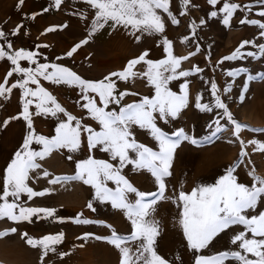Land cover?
I'll return each mask as SVG.
<instances>
[{
  "label": "rangeland",
  "instance_id": "1",
  "mask_svg": "<svg viewBox=\"0 0 264 264\" xmlns=\"http://www.w3.org/2000/svg\"><path fill=\"white\" fill-rule=\"evenodd\" d=\"M151 2L126 63L15 147L0 198L36 264H264V0Z\"/></svg>",
  "mask_w": 264,
  "mask_h": 264
},
{
  "label": "crops",
  "instance_id": "2",
  "mask_svg": "<svg viewBox=\"0 0 264 264\" xmlns=\"http://www.w3.org/2000/svg\"><path fill=\"white\" fill-rule=\"evenodd\" d=\"M152 7L151 0H15L4 7L0 15L20 25L0 26V188L17 183L29 155L15 147L31 129L43 128L35 114L47 98L69 104L73 88L88 89L111 66L125 64L132 56L126 50L139 38L135 20ZM13 206L0 198V264H36L37 248L3 211Z\"/></svg>",
  "mask_w": 264,
  "mask_h": 264
}]
</instances>
